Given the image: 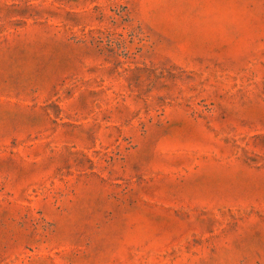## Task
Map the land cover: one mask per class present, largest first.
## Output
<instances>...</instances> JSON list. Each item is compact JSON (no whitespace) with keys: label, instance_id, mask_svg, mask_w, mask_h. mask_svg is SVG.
<instances>
[{"label":"rangeland","instance_id":"rangeland-1","mask_svg":"<svg viewBox=\"0 0 264 264\" xmlns=\"http://www.w3.org/2000/svg\"><path fill=\"white\" fill-rule=\"evenodd\" d=\"M0 264H264V0H0Z\"/></svg>","mask_w":264,"mask_h":264}]
</instances>
